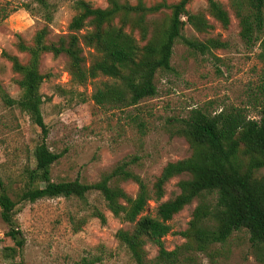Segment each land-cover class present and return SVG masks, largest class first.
I'll list each match as a JSON object with an SVG mask.
<instances>
[{
  "label": "rangeland",
  "instance_id": "374dc122",
  "mask_svg": "<svg viewBox=\"0 0 264 264\" xmlns=\"http://www.w3.org/2000/svg\"><path fill=\"white\" fill-rule=\"evenodd\" d=\"M48 1L54 6L48 38L56 41L68 32L76 0ZM85 1L93 6L107 5L106 0ZM144 1L150 5L158 0ZM217 1L230 16L227 27L209 15L207 0H191L187 10L206 14L213 28L198 32L186 23L182 33L201 41L218 38L226 46L202 52L178 40L173 47L171 68L155 74L157 93L135 106L97 105L91 97L95 86L111 82L110 78L99 75L83 85H73L64 54L42 55L39 70L50 73L40 86L44 98L41 111L49 128L46 141L52 151L62 152L51 166L54 181L78 178L94 182L121 161L136 157L130 168L151 187L167 162L190 155L189 144L177 133V128L192 108L211 114L242 108L248 117H260L264 108V77L258 58L259 42L247 45L240 36L239 20L231 0ZM3 8L8 15L0 22V84L10 97L18 98L19 75L13 71L7 56L16 55L26 62L28 53L20 50L18 43L31 44L44 21L31 0H0V10ZM168 13L164 10L153 18L160 21ZM135 36L138 37L137 32ZM83 54L89 64L96 52L83 46ZM40 136V127L30 116L16 106H7L0 94V177L15 200L27 186L24 170L35 166L32 152ZM255 174L264 176V167ZM186 177L171 178L165 185L162 200L174 197L179 192L177 182ZM120 185L131 196L137 193L138 185L132 180L121 181ZM197 203L198 199H193L170 220L171 231L163 237L167 249L185 241L179 232L188 226ZM94 206L104 213V222L91 215ZM156 207L157 202L151 200L147 213L154 215ZM16 208L25 242L20 248L6 235L7 226L0 216V264H134L115 236L119 228H130L132 224L114 216L96 191L85 199L45 197L18 203ZM80 221V229L74 230ZM145 249L148 259L154 260L156 245L147 242ZM190 255V259L180 264H264L255 258L246 229L235 230L224 243H215L207 251L196 250Z\"/></svg>",
  "mask_w": 264,
  "mask_h": 264
},
{
  "label": "trees",
  "instance_id": "16d2710c",
  "mask_svg": "<svg viewBox=\"0 0 264 264\" xmlns=\"http://www.w3.org/2000/svg\"><path fill=\"white\" fill-rule=\"evenodd\" d=\"M31 1L44 24L35 32L31 44L18 43L20 50L28 53L26 62L16 55L7 56L19 75L16 81L20 96L10 97L1 84L0 94L7 106H16L30 116L40 127L41 136L32 152L35 166L24 170L27 186L16 200L7 193L0 177V216L7 226L6 235L23 247L25 238L16 218L18 203L60 196L85 199L96 191L114 216L132 224L130 228H119L115 236L134 264H180L192 257L191 252L207 251L241 229L249 233L255 258L264 263V176L255 174L264 167V108L258 119L248 117L242 108L222 109L215 114L192 108L177 128L189 144L190 155L167 162L151 187L130 168L136 157L121 161L90 183L78 178L54 181L51 177V166L62 152L52 151L46 141L49 128L41 111L44 98L40 86L50 73L39 70L42 55L64 54L73 85H83L99 75L110 78L111 82L95 86L91 97L97 105L135 106L157 93L155 74L171 68L173 47L178 40L202 52L226 46L218 38L201 41L183 35L186 23L198 32L212 29L207 15L189 12L187 5L191 0H158L150 5L144 0H106L105 7L76 0L67 34L54 41L48 38L54 6L48 0ZM207 5L209 15L227 27L230 16L221 2L207 0ZM231 7L239 20L243 41L247 45L259 42L258 58L264 77V0H231ZM164 10L169 13L162 20L153 18ZM7 15L4 8L0 10V22ZM83 46L96 52L89 64ZM262 91L264 94V85ZM178 175H187L177 182L179 192L162 200L166 183ZM124 180L138 185L134 196L120 185ZM195 198L198 203L188 226L179 232L185 241L167 249L163 237L171 231L170 220ZM151 200L157 202L154 215L147 213ZM91 215L101 222L106 219L96 206ZM81 225L82 221L76 222L73 229L79 230ZM147 242L157 247L154 260L147 257Z\"/></svg>",
  "mask_w": 264,
  "mask_h": 264
}]
</instances>
